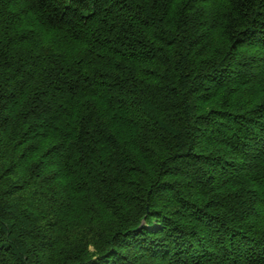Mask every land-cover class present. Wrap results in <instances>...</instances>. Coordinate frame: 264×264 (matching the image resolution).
I'll return each mask as SVG.
<instances>
[{"label": "trees", "instance_id": "obj_1", "mask_svg": "<svg viewBox=\"0 0 264 264\" xmlns=\"http://www.w3.org/2000/svg\"><path fill=\"white\" fill-rule=\"evenodd\" d=\"M0 264H264V0H0Z\"/></svg>", "mask_w": 264, "mask_h": 264}]
</instances>
